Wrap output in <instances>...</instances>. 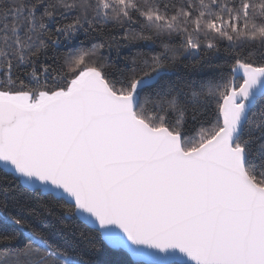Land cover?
<instances>
[{"label": "snow or ice", "instance_id": "6c2138e0", "mask_svg": "<svg viewBox=\"0 0 264 264\" xmlns=\"http://www.w3.org/2000/svg\"><path fill=\"white\" fill-rule=\"evenodd\" d=\"M264 264V0H0V264Z\"/></svg>", "mask_w": 264, "mask_h": 264}, {"label": "trees", "instance_id": "16d2710c", "mask_svg": "<svg viewBox=\"0 0 264 264\" xmlns=\"http://www.w3.org/2000/svg\"><path fill=\"white\" fill-rule=\"evenodd\" d=\"M101 259L106 261L107 264H119L122 257L117 253H106Z\"/></svg>", "mask_w": 264, "mask_h": 264}]
</instances>
